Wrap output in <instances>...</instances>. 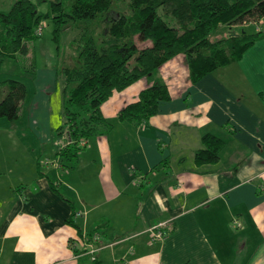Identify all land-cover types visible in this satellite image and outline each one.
I'll list each match as a JSON object with an SVG mask.
<instances>
[{"label": "crops", "instance_id": "obj_1", "mask_svg": "<svg viewBox=\"0 0 264 264\" xmlns=\"http://www.w3.org/2000/svg\"><path fill=\"white\" fill-rule=\"evenodd\" d=\"M251 55L197 84L184 55L170 60L157 76L172 100L142 125L118 116L149 81L116 91L102 105L113 128L64 164L65 80L37 66L19 120L0 122V264H264V78ZM206 134L226 146L197 164Z\"/></svg>", "mask_w": 264, "mask_h": 264}, {"label": "trees", "instance_id": "obj_2", "mask_svg": "<svg viewBox=\"0 0 264 264\" xmlns=\"http://www.w3.org/2000/svg\"><path fill=\"white\" fill-rule=\"evenodd\" d=\"M114 8V0H74L67 13L62 0L52 2L53 39L58 45L69 22L88 24L109 15L105 43L83 38L77 64L57 71L65 78V122L59 129L67 136V145L57 154L62 164L76 163L88 138L113 128L102 105L116 91L141 79L149 81L138 100L126 105L118 116L121 122L145 124L163 103L172 100L167 84L157 76L161 67L182 54L190 81L197 84L217 69L241 60L256 42V36L245 33L213 39L217 30L259 23L264 18V0H129L128 12L116 13ZM40 28L43 32L37 5L30 0H18L9 12H0V68L7 59L19 62L28 56L29 43L39 37ZM37 70L34 59L23 67L29 85L19 79L0 81V91L8 87L0 100V122L19 120ZM202 142L204 148L196 152V163H217L225 142L211 134L204 135ZM94 236L83 239L85 247Z\"/></svg>", "mask_w": 264, "mask_h": 264}, {"label": "rangeland", "instance_id": "obj_3", "mask_svg": "<svg viewBox=\"0 0 264 264\" xmlns=\"http://www.w3.org/2000/svg\"><path fill=\"white\" fill-rule=\"evenodd\" d=\"M18 0H0V12L7 13L10 11L14 3ZM37 5L38 14L41 16V27L43 28L42 36L37 34L39 37L31 40L29 43V54L20 58L17 62L13 59H7L3 66L0 68V81L7 79H19L28 83V74L23 71V67L28 65L32 59H34L36 65L39 69L40 77L46 78L47 69L56 66L60 68L72 67L77 64L78 53L80 47L83 45V38L85 40L93 38L98 44L105 43L106 40V28L108 27V16H100L96 20L91 21L86 24L85 22H69L68 28L62 33L59 45L54 41V23H53V13H52V2L55 0H30ZM74 0H62L64 3V9L69 13L72 9V4ZM116 13H126L128 12L129 0H114ZM49 15V16H48ZM262 22L250 23L247 25H236L232 27H221L213 35V39H219L221 37H229L232 35H242L256 36V42L247 50L245 57L249 54L252 58L250 62L255 63V67L261 73L260 78H264V18ZM88 26L87 28H85ZM260 33V34H259ZM138 42V41H137ZM143 46L144 44H139ZM59 46V48H58ZM243 56V58H244ZM242 58V59H243ZM236 61L239 63L240 61ZM55 69V68H54ZM57 69V68H56ZM262 75V76H261ZM229 77L230 76H226ZM63 84L65 78L62 76ZM62 86V81H59ZM58 82V83H59ZM54 87V86H52ZM7 86L1 87L0 100L4 96V92L7 90ZM59 93V92H58ZM32 95V90L30 91V96ZM53 107L57 108V103H53ZM59 117L62 123L63 115L59 116L54 112L53 123H58ZM60 129H56V136L62 137L61 139H66V135L60 134ZM59 132V133H58ZM60 139V140H61ZM64 139V141H66ZM54 159V158H53ZM90 264H93L89 260ZM95 264V263H94Z\"/></svg>", "mask_w": 264, "mask_h": 264}, {"label": "built area", "instance_id": "obj_4", "mask_svg": "<svg viewBox=\"0 0 264 264\" xmlns=\"http://www.w3.org/2000/svg\"><path fill=\"white\" fill-rule=\"evenodd\" d=\"M42 29L40 28V29H38V34L40 35L41 34V31ZM167 225V223L166 222H163V223H160V224H158V225H156V226H154V227H152L151 229H150V231H151V239L152 240H157V239H162L163 237H164V233H163V227H165ZM235 225H239L237 222H235ZM87 244V246H89L90 247V254H94L95 253V248H93V246H92V244H88V243H86ZM76 245V244H75ZM95 260V259H94Z\"/></svg>", "mask_w": 264, "mask_h": 264}]
</instances>
